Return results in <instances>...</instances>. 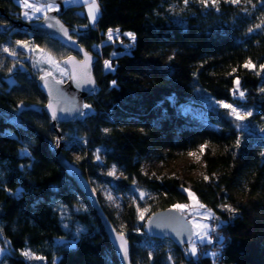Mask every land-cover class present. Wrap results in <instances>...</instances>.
<instances>
[{
	"label": "trees",
	"instance_id": "obj_1",
	"mask_svg": "<svg viewBox=\"0 0 264 264\" xmlns=\"http://www.w3.org/2000/svg\"><path fill=\"white\" fill-rule=\"evenodd\" d=\"M97 3L95 28L79 13L82 7L65 9L61 18L72 38L98 58L96 88L84 100L87 112L58 124L57 131L44 110L47 100L36 73L30 68L28 74L14 73L9 85L11 61L2 60L0 247L5 253L0 264H118L94 211L53 160L50 145H61L87 179L96 178L93 154L99 152L103 166L123 177L114 183L116 191L131 194L139 188L153 195L145 219L188 204V193H193L221 222L215 247L219 264H264V0L215 8L190 0ZM20 14L14 0H0V48L17 41L32 45L67 71L61 62L73 53L45 35L19 28L14 18ZM75 27L87 29L75 32ZM110 30L134 34L128 53L107 46L93 50ZM103 61L111 71L102 72ZM248 61L255 67L244 68ZM236 79L243 100L233 95ZM221 102L252 113L244 119L245 130L237 128ZM202 145L204 172L194 180L177 173L152 181L143 173L150 152L185 156ZM71 154L79 155V163ZM145 219L139 220L133 206L124 209L121 233L129 243L131 264H214L207 256H187L168 240L142 237L138 232L144 233Z\"/></svg>",
	"mask_w": 264,
	"mask_h": 264
},
{
	"label": "rangeland",
	"instance_id": "obj_2",
	"mask_svg": "<svg viewBox=\"0 0 264 264\" xmlns=\"http://www.w3.org/2000/svg\"><path fill=\"white\" fill-rule=\"evenodd\" d=\"M190 1L196 2L197 4H201L199 0ZM242 1L243 0H241L239 4H241ZM14 2L17 4V6L21 8V14L16 15L14 20H19L23 23H30L41 20L46 14L59 10V7L57 5H52L54 10L48 11L46 6L51 4L43 5L33 0H28V3L41 7L42 10L36 12L31 8H25L23 6V0H14ZM90 2L91 0H63L65 9L71 7H82V11L79 13L83 14L86 17L88 25L95 28V24L98 22L100 17V11L97 15V19L95 20V22H91L88 18L87 7L88 3ZM221 3L232 4L230 2H227V0H219V3L216 6ZM239 4L233 5L238 6ZM201 5L205 7L203 4ZM215 7H213L211 5V2H209V5L205 8ZM25 12L28 13V16L24 15ZM74 31L80 32L84 30L81 29V27H75ZM111 31L112 38H109L110 31H108L105 35V41L99 47H94L93 50L99 51L101 47L107 46L112 49H121L122 53H128L133 47L134 41L130 40L128 36L120 34L117 30ZM23 45L24 44L5 45L1 46L0 48V69H6L3 64L4 62L2 61L4 57L8 58V60L11 61V65L8 66L9 68H11V70L9 71L8 77H6V81L9 85L14 84V73L22 72L28 74L30 71H28L27 68H30L31 72L36 73V78L45 77L46 73H51V75L47 76H50L52 79L60 81L62 83L66 82L65 79H58L55 75L56 73H59L68 77V72L66 70L60 69L61 66L59 62L55 61V59H53L52 57L51 59H49L50 56L48 55H45L40 52H35L33 50L32 45L26 44V47ZM4 48H8L9 52L3 51ZM13 52L15 53V55L10 54ZM97 58L98 57L94 55V60H96ZM101 65L103 73L111 71V68H105V61H103ZM240 92L241 91L239 89V86L237 90V85L235 84L233 95L236 99L243 100V97L240 96ZM86 112L87 109L83 107L82 113L84 114ZM193 112H195L196 116H200L201 114L200 112H196L195 110ZM236 122L238 129H246L244 120H237ZM203 154L204 151L201 152L200 148L188 153L185 156L171 155L167 151H153L150 152L143 161V173L152 181H159L164 177H174L177 173H179L183 178L194 180L204 172V165L202 164ZM71 156L74 161L77 160L78 162L80 159L79 155L71 154ZM97 157H99V159H97ZM93 158L94 163L97 166V171H95L96 178L92 179L90 176H88V182L89 184L91 183L90 186L94 194L97 196L99 202H101L100 204L101 206H103L102 208H104L110 215V217L113 219L116 229L124 233V209L126 207L133 206L136 210L137 217L142 222L150 213V209L152 207L150 202L154 200V197L149 193L141 191V189L139 188H135L134 192L131 194L116 191L113 188L114 183L122 180V175L115 168L104 167V161L100 157L99 152L93 154ZM110 172H113L114 174L109 175L108 173ZM141 193H144L143 197H141ZM109 196H111V199H109ZM188 198V204L184 205H188L189 207L186 208L183 212L179 211L181 214L185 215L188 218V221L190 222L193 230V240L188 246H186L185 254L193 258H196L199 255H202L204 257L207 256L210 257L213 263L215 264L217 255L214 256L212 255V253H217L215 249L216 246H211V244L208 242V239L211 230L209 222L216 216H214L212 212L211 214H209L207 211L208 209L206 207L199 208L198 205L195 204L194 201L189 197V194ZM195 200L198 201L196 197ZM140 212H143V219L140 218ZM206 216L207 218H205ZM195 224L207 225V227L201 230L199 228L194 227ZM197 233L207 234L208 239H205L202 242L200 236H198ZM138 234L143 237L141 232H138ZM193 245H195L197 248V254L195 256H193L189 251V249ZM208 246L209 249L207 248ZM4 253L5 250L0 247V257L4 255Z\"/></svg>",
	"mask_w": 264,
	"mask_h": 264
},
{
	"label": "water",
	"instance_id": "obj_3",
	"mask_svg": "<svg viewBox=\"0 0 264 264\" xmlns=\"http://www.w3.org/2000/svg\"><path fill=\"white\" fill-rule=\"evenodd\" d=\"M39 4L57 5L59 10L46 14L41 20L23 23H16L19 28L26 29L31 33L42 34L57 42L59 45L67 48L73 53L69 57L74 58L69 62L65 58L61 65L68 71V79L65 83H57L50 76L40 77L37 85L41 93L46 97L47 103L44 108L51 120V128L57 131L60 123L72 121L79 117L83 112L84 100L88 98L96 88L94 77V55L80 46L71 36L72 29L66 26L62 21V15L65 12L63 0H33ZM88 57L87 73L91 83L85 82L82 78V69L78 62ZM75 75V78H73ZM52 104V109L48 105ZM53 110L56 115L53 116ZM60 138V132H57ZM50 153L53 160L63 169L65 175L70 179L79 192L83 195L90 208L94 211L99 220L105 237L111 246L118 264H131L130 247L126 236L123 234L127 244L128 254L125 257L120 247V240L117 236L121 234L112 224L104 212L97 196L94 194L88 179L82 174L81 169L71 163L63 154L62 146L50 145ZM144 234L151 240L170 241L176 248L185 251L193 240V230L187 217L170 207L164 210L152 213L144 222Z\"/></svg>",
	"mask_w": 264,
	"mask_h": 264
},
{
	"label": "snow or ice",
	"instance_id": "obj_4",
	"mask_svg": "<svg viewBox=\"0 0 264 264\" xmlns=\"http://www.w3.org/2000/svg\"><path fill=\"white\" fill-rule=\"evenodd\" d=\"M199 2H200L201 4H203L205 7H207V6L209 5V2H211V5H212L213 7H215V6L219 3V0H199ZM227 2H230V3H232V4H239V3L241 2V0H227ZM245 2H247V3H251V0H245ZM184 3H185V4H188V3H189V0H184ZM23 6H24L25 8H31V9H33V10L36 11V12H39V11L42 10L41 7L28 3V0H23ZM46 7H47V10H48V11H52V10H54L52 5H47ZM87 7H88V18H89V20H90L91 22H95V20L97 19V15H98V13H99V11H100L99 6H98V4H97V0H91V2L88 3ZM24 15H25V16H28V13L25 12ZM256 27L259 28V27H261V25H256ZM117 31H118V30H117ZM251 31H253V29H249V32H251ZM124 35L128 36V37L130 38V40H132V41L135 40V36H134L133 33H124ZM109 38H110V39L112 38V31H111V30H110V32H109ZM17 44L20 45L21 42H20V41H17ZM23 46L26 47L27 45L24 44ZM3 51H5V52H9V49H8V48H4ZM10 54L15 55L14 52H13V53H10ZM49 59H51V57H49ZM73 60H74V58H72V57H69V58H68V61H69V62H71V61H73ZM78 65H79V67L82 69V78L85 80V82H89V83H91V80H90V78L88 77V73H87V65H88V57H87V54L85 55V60H84V61H81V62H78ZM110 67H111L110 63H109L108 61H105V68L107 69V68H110ZM243 67L246 68V69H249V68H254L255 66L252 64L251 61H248V62H246V63L243 65ZM260 68H261L262 70H264V64H261V65H260ZM233 71H236V69H233ZM45 75H46V76H47V75H51V73H46ZM73 78H75V75H73ZM42 79H43V77H42ZM57 83H60V81H57ZM113 83H115V82H113ZM234 83L237 85V90H238V86H239V84H240L239 79H236V80L234 81ZM261 91L264 92V89H261ZM243 95H244V93H243V92H240V96L243 97ZM48 107H49V109H52V104H49ZM84 107H85V108H88L89 106H88V105H84ZM221 107H224V108H228V109H230V114L233 115V116L235 117V119L238 120V121H242V120L246 119L248 116H251V115H252L251 112L242 113V112L238 111L236 108L232 107L231 105H229V104H224V103H222V102H221ZM82 114H83V113H82ZM55 115H56V113H55V111L53 110V116L55 117ZM107 131H108V130L105 129V132H107ZM237 146H239V142H237ZM204 148H205V146L202 145L201 148H200V151L203 152V151H204ZM25 152H26V150H25ZM193 155H194V154H193ZM97 159H99V157H97ZM108 174H109V175H113L114 173H113V172H110V173H108ZM204 179L207 180L208 177L205 176ZM185 191H188V190L185 189ZM188 194H189V197L194 201L195 204L198 205L199 208H204V205L199 204V202L195 200V196H194L193 193L189 192ZM143 195H144V193H141V197H143ZM109 199H111V196H109ZM188 207H189L188 205H183V204H177V205H174V208H175L177 211H180V212H183V211H184L186 208H188ZM225 208H226L229 212H234V211H235V209H232L231 207H229V206H227V205H225ZM138 211H139V210H138ZM145 211H146V210H145ZM207 211H208L209 214H211V210H210V209L207 210ZM140 218H141V219L144 218V216H143V212H140ZM205 218H207V216H206ZM194 227L203 230V229H205V228L207 227V225L195 224ZM212 231H215V229H212ZM197 235L200 236L202 242H203L205 239H208L207 234L197 233ZM117 239L120 240V247H121V249L123 250L125 257H127L128 249H127V244H126V241L124 240L123 234L121 233L120 235H118V236H117ZM221 240H222V238H221ZM208 242L211 243V242H212L211 239H208ZM68 246H69V247H72V246H73V243L70 242ZM189 251L191 252V254H192L193 256H195V255L197 254V248H196V246L193 245V246L189 249ZM23 255H25V256H30L31 254H30L29 252H24ZM212 255L215 256V255H218V253H212ZM37 259H42V257H37ZM169 259H171V257H170Z\"/></svg>",
	"mask_w": 264,
	"mask_h": 264
},
{
	"label": "built area",
	"instance_id": "obj_5",
	"mask_svg": "<svg viewBox=\"0 0 264 264\" xmlns=\"http://www.w3.org/2000/svg\"><path fill=\"white\" fill-rule=\"evenodd\" d=\"M81 29L86 30L87 27H81ZM210 223V234H209V239H211V246H216L217 244H219L220 242V233H219V229L221 227V222L219 220V218L214 217L213 219H211ZM212 229H215V231H212ZM143 237L146 238V235L144 233H142ZM215 264H219V260L218 258L215 260Z\"/></svg>",
	"mask_w": 264,
	"mask_h": 264
}]
</instances>
